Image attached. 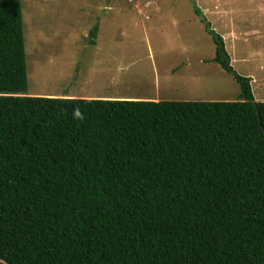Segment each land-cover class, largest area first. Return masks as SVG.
Returning a JSON list of instances; mask_svg holds the SVG:
<instances>
[{"label":"trees","instance_id":"1","mask_svg":"<svg viewBox=\"0 0 264 264\" xmlns=\"http://www.w3.org/2000/svg\"><path fill=\"white\" fill-rule=\"evenodd\" d=\"M195 12L239 100L32 96L0 0V264H264V101Z\"/></svg>","mask_w":264,"mask_h":264},{"label":"rangeland","instance_id":"2","mask_svg":"<svg viewBox=\"0 0 264 264\" xmlns=\"http://www.w3.org/2000/svg\"><path fill=\"white\" fill-rule=\"evenodd\" d=\"M32 96L239 100L202 9L264 101V0H22ZM98 26L91 43V31Z\"/></svg>","mask_w":264,"mask_h":264},{"label":"clouds","instance_id":"3","mask_svg":"<svg viewBox=\"0 0 264 264\" xmlns=\"http://www.w3.org/2000/svg\"><path fill=\"white\" fill-rule=\"evenodd\" d=\"M76 115H77V116H79V115H80V113H79V112H77V113H76Z\"/></svg>","mask_w":264,"mask_h":264},{"label":"crops","instance_id":"4","mask_svg":"<svg viewBox=\"0 0 264 264\" xmlns=\"http://www.w3.org/2000/svg\"><path fill=\"white\" fill-rule=\"evenodd\" d=\"M88 99V98H87ZM93 99V98H92Z\"/></svg>","mask_w":264,"mask_h":264}]
</instances>
